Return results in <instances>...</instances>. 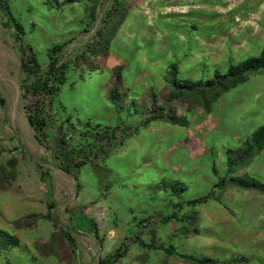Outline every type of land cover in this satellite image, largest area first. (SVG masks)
I'll use <instances>...</instances> for the list:
<instances>
[{
	"label": "rangeland",
	"instance_id": "obj_1",
	"mask_svg": "<svg viewBox=\"0 0 264 264\" xmlns=\"http://www.w3.org/2000/svg\"><path fill=\"white\" fill-rule=\"evenodd\" d=\"M121 2L128 7L121 25L131 18L134 45L122 48L119 42L114 47L120 26L109 55L91 61L83 53L115 0H6L0 5V229L20 241L16 246H0V264H99L122 242L126 250L114 264H193L166 253L159 248L162 245L197 257L225 259L227 264H264V254L258 258L253 251H225L213 256L191 239L207 234L204 218L212 206L226 209L235 220L224 222L222 231L234 245L236 236L243 240L250 233L246 229L258 235L264 229L263 193L232 184L214 189L224 176L249 174L264 183V149L248 166L234 173L228 167L229 149L242 146L253 132L238 131L234 113L254 96L264 103V83H260L264 71L251 72L245 82L221 92L209 109L203 87H184L207 82L216 71L224 74L230 64L262 52L264 0ZM14 20L21 23L23 41L34 49L44 69L50 47L65 43L66 80L46 102L48 145L38 140L27 119L25 105L37 94L26 95L22 88L26 74ZM139 38L142 47L137 45ZM140 50L148 63L137 59ZM173 62L178 63L180 87L172 83ZM154 67L158 75L153 74ZM120 68L122 110L110 99ZM173 111L184 124L163 118L145 123L149 116ZM88 121L119 130L107 155L94 156L93 145L104 141L87 133L93 130ZM60 134L74 154L90 156L78 179L60 167L66 159L53 154V139ZM46 170L51 172L56 201L54 219L47 216ZM172 180L186 183V191L174 194L164 183ZM209 194L213 195L204 201L190 203ZM76 212L92 219L97 231L75 225ZM174 212L178 218L164 221ZM185 226L199 231L184 234ZM238 257L247 261L235 263Z\"/></svg>",
	"mask_w": 264,
	"mask_h": 264
},
{
	"label": "trees",
	"instance_id": "obj_2",
	"mask_svg": "<svg viewBox=\"0 0 264 264\" xmlns=\"http://www.w3.org/2000/svg\"><path fill=\"white\" fill-rule=\"evenodd\" d=\"M101 0H94V2L100 3ZM6 4V0H0V5ZM6 7H8L6 5ZM10 12V10H8ZM128 12V7L121 0H115L113 8L108 12L103 25L97 31L94 39L89 42L83 53V57L86 60H94L95 58H103L109 55V48L112 39L116 35L117 30L124 22ZM15 27L17 29V40L20 42L22 47V58H21V69L26 74V78L22 88L24 89L26 95L29 93L37 94L35 101L30 104L25 105L27 119L30 125L35 129L36 136L38 140L48 145L50 141V132L48 131V109L46 106L47 101H52L55 95L59 92L61 85L66 80V72L68 64L63 61L62 52L64 50L65 43L54 44L49 49L50 61L46 69L42 67L38 56L36 55L34 49L23 41L24 30L21 23L14 20ZM91 70L97 69V67L90 68ZM264 71V49L257 56L247 57L236 64H230L226 73L221 74L216 71L214 78L208 80L207 82L199 81L189 82L184 84V87L194 88L196 86L203 87L201 91L202 95L205 97V107L210 108L211 103L224 92L239 83L245 82L248 79V74L254 71ZM169 72L172 75V83L175 87H180L177 83V73H178V63L173 62L169 67ZM122 74L121 68L116 71V80L110 91V99L115 104L118 110H122V96L120 93ZM207 91L209 95L207 94ZM209 96V98H208ZM2 101V100H1ZM71 116H68L70 119ZM163 118L173 124H184L185 120L181 119L174 111L168 114H154L145 119V123L148 124L152 120ZM87 126H92L93 130H87V133L93 135V139L97 141H104L101 145H93L97 149L93 152L95 157H99L101 154L107 155L110 148L113 146L114 142L119 136V130L111 126H102L101 124L92 125L91 122H86ZM126 135L129 134L128 131L124 132ZM264 149V123L257 127L250 137H248L242 146L237 149H229L228 151V167L229 172L234 173L237 170L248 166L253 158L258 155ZM53 154L57 158H65L66 160H61L60 167H62L67 173L73 174L76 179H78L79 170L82 165L87 163L90 159L89 154L83 152L82 156L79 154H74L75 151L70 149V143L67 141L64 134H60L53 139ZM92 153V152H90ZM64 161V162H63ZM43 181L47 187V204L48 213L47 216L54 219L52 209L56 206V201L54 200V191L51 184V172L46 170L43 172ZM166 185L170 187L172 192L176 195H181L186 191L187 185L181 180H172L170 182H165ZM229 184H232L240 189L256 190L264 194V183L255 176L245 174V175H235L231 177L224 176L214 185V189H225ZM79 186V184H78ZM201 196L194 200H190V203L201 202L206 198L212 196ZM172 218H178L176 213L169 214L165 216L164 221H168ZM194 218V216H190ZM73 222L81 228H87V230L97 231V224L84 215L83 213L76 212L73 214ZM192 223V222H191ZM192 225V224H191ZM198 227L194 226L192 228L185 226L183 233H198ZM20 243L18 237L11 235L4 230L0 229V246H16ZM168 254L178 255L186 262L193 264H213L220 262L219 259L205 256L197 257L193 254H185L176 250L174 246H159ZM126 250L125 242H122L119 248L114 254L108 255L100 259L99 264H114L123 255ZM235 263L241 261H247L245 257H238L233 260Z\"/></svg>",
	"mask_w": 264,
	"mask_h": 264
},
{
	"label": "crops",
	"instance_id": "obj_3",
	"mask_svg": "<svg viewBox=\"0 0 264 264\" xmlns=\"http://www.w3.org/2000/svg\"><path fill=\"white\" fill-rule=\"evenodd\" d=\"M132 28V20L128 17L126 22L121 25V28L114 38V47L118 45L119 42L122 43V48L127 47L128 49L132 47L134 44L132 41H134V37L132 34H130L129 31H131ZM143 38L137 39V45L138 47L143 46L142 42ZM113 51L115 49H112ZM116 51V50H115ZM146 54L144 50H140L137 55V59H139L142 63L147 62L144 60L145 58L143 55ZM142 58H141V57ZM156 66V65H155ZM153 74L158 75L159 70L158 67H154ZM260 83H264V81H260ZM255 99H250L251 101L247 104L238 106L236 111L234 113V123L236 126H238V131L241 132L242 129L249 128V132L254 131L257 127L262 125L264 123V117L263 115V107L264 103L262 98H258V96H254ZM256 100V101H255ZM256 102V103H255ZM241 111V112H240ZM45 185V183H44ZM46 188V196H47V187ZM54 191V189H53ZM205 224L204 226L207 227V234L206 235H194L191 237L192 242L195 244L197 243V248L199 250H205L207 254L209 255H218L221 252L227 251L229 254L234 252H241V253H247L255 252L258 258L262 257L264 254V229L262 230V233L260 235L255 234V231H251L253 229H246L247 231H250V233L245 234L243 237V240H240L239 237H235L237 240V245L232 244V238L228 234L225 233L226 223L229 222L230 224L235 222V220H232L231 214L229 212L220 207V206H212V208L208 209L205 215ZM223 231V232H222ZM234 238V239H235ZM192 243V244H193ZM193 244V245H194ZM227 260L220 259V262L213 263V264H227Z\"/></svg>",
	"mask_w": 264,
	"mask_h": 264
}]
</instances>
